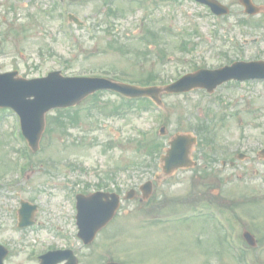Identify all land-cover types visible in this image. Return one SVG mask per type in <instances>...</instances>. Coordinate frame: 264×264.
Returning <instances> with one entry per match:
<instances>
[{
    "label": "rangeland",
    "instance_id": "374dc122",
    "mask_svg": "<svg viewBox=\"0 0 264 264\" xmlns=\"http://www.w3.org/2000/svg\"><path fill=\"white\" fill-rule=\"evenodd\" d=\"M134 1L0 0V72L17 70L34 78L61 70L126 81L151 72L155 82L166 84L198 68L264 59V28L246 22L241 11L217 20L194 9L186 16L179 4ZM117 8L115 17L111 10ZM68 12L82 24L69 23ZM145 28L159 39L146 42L140 37ZM120 100L103 91L70 108L77 112L70 110L68 118L50 110L40 149L23 173L14 170L28 159L18 155L17 120L0 111V243L9 249L6 263L31 264L34 252L70 244V237L79 264H245L235 254L239 249L227 247L233 237L226 222L217 223L210 210L200 209L215 205L232 219L240 243L243 229L256 237L257 245L243 252L245 259L264 264V230L258 228L264 222V156L258 155L264 147V81L228 82L211 93L163 94V113ZM161 125L168 132L164 143L175 133L196 136L191 156L198 165L156 183L146 201L137 191L96 240L83 245L75 239V194L101 185L122 195L154 179L160 167H141L138 154L149 153ZM238 153L246 157L238 160ZM134 161V172L118 174ZM204 168L208 177L201 175ZM20 199L39 205L40 225L17 227Z\"/></svg>",
    "mask_w": 264,
    "mask_h": 264
},
{
    "label": "water",
    "instance_id": "95a60500",
    "mask_svg": "<svg viewBox=\"0 0 264 264\" xmlns=\"http://www.w3.org/2000/svg\"><path fill=\"white\" fill-rule=\"evenodd\" d=\"M246 67L260 66L262 72H256L254 69L248 75L236 76V70ZM15 72L0 74V106H10L14 108L21 117L23 134L26 136L33 149L37 148L40 134L44 128V114L54 107H65L79 102L87 94L103 88L113 89L124 94L134 96H150L158 100V94L161 90L183 91L193 86L206 87L211 90L216 83L221 82L231 76L240 78L252 76H264V64H242L237 63L231 67L218 69L214 71L200 70L196 73L186 75L178 82L159 87H137L134 85L115 83L104 78H68L61 77L58 72H53L48 77L40 79L25 80L14 77ZM32 97V98H31ZM193 138L187 135H176L169 141L170 147L166 150V155L161 157L164 162L163 169L169 173L172 169L179 166H189L191 161L188 159V153ZM150 184L146 183L141 187L146 197L150 190ZM131 191L128 196H133ZM108 196L111 199H108ZM77 219L80 229L89 230L84 237L86 243L90 242L99 228L112 218L118 207V196L115 194L95 193L89 196H77ZM28 205L23 204L20 209L22 220L20 226L29 224L32 217V209L27 210ZM25 213V215L23 214ZM24 221V222H23ZM90 226L87 228L88 223ZM58 252L47 254L42 258V264H55L62 260ZM6 255V249L0 246V264ZM66 264H75L74 259ZM115 264V263H109Z\"/></svg>",
    "mask_w": 264,
    "mask_h": 264
},
{
    "label": "flooded vegetation",
    "instance_id": "af4514ba",
    "mask_svg": "<svg viewBox=\"0 0 264 264\" xmlns=\"http://www.w3.org/2000/svg\"><path fill=\"white\" fill-rule=\"evenodd\" d=\"M180 2L185 3L189 9L199 10L202 11V13H208L211 11L210 6L206 4L204 1L209 0H179ZM212 1V0H211ZM221 3L228 8V14L224 16V18H229L231 16L236 15V11H241L243 14V17L245 19H248L250 21H255L257 23L264 21V0H250L253 4V9L259 10L257 14H247L245 13V5L242 2L243 0H213ZM194 5L193 7H191ZM224 8V7H223ZM205 11V12H204ZM256 19H252L255 18Z\"/></svg>",
    "mask_w": 264,
    "mask_h": 264
},
{
    "label": "trees",
    "instance_id": "16d2710c",
    "mask_svg": "<svg viewBox=\"0 0 264 264\" xmlns=\"http://www.w3.org/2000/svg\"><path fill=\"white\" fill-rule=\"evenodd\" d=\"M63 118V117H62ZM160 144H156V146H155V150H157L158 149V146H159Z\"/></svg>",
    "mask_w": 264,
    "mask_h": 264
}]
</instances>
